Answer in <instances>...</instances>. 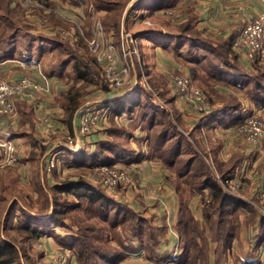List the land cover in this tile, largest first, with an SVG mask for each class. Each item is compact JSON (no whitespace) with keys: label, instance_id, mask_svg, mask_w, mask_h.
I'll use <instances>...</instances> for the list:
<instances>
[{"label":"rangeland","instance_id":"rangeland-1","mask_svg":"<svg viewBox=\"0 0 264 264\" xmlns=\"http://www.w3.org/2000/svg\"><path fill=\"white\" fill-rule=\"evenodd\" d=\"M63 1H66L67 8L62 9L63 7L59 4L57 7L59 13H62L60 10H66L70 13L68 17L75 19L76 24L68 19L60 18L53 11L56 10L55 6L53 8L50 7L52 11L45 14L48 10V4H46L47 10L45 12L35 11V8H32L30 10L32 12L30 14L31 18L24 16L25 13H29L28 10H25V13L17 8L10 9L9 7L8 10H0V15L5 17L8 24L7 28L10 25L9 21L12 20L13 22H19L17 24L20 28H24L22 25L25 26L23 30L27 32L24 34V31L19 27L20 31L8 30L5 40L0 42V61H5V64L10 66L22 63L24 66H33L34 68V63H40L46 73H61L62 76L59 77L61 80L59 92L57 93L56 89H54V93L51 95L52 97L54 95L58 96L55 101L62 108L63 115L62 119L57 116V120L60 119L66 128L62 131H59V129H55V131L46 130V134L41 136L39 140L30 137L26 144L27 148L21 147V145L17 146L15 143L17 146V158H21V161L18 159L21 164L19 168L16 166L18 161L11 165L5 161H0V241L10 242L18 249L20 259L14 264H55L54 258L58 254H63L65 250L59 247L57 249L60 251L58 254H56L58 251L55 253L50 251L48 253L42 246L41 240L49 239L53 244L59 245L57 238H64L61 236H65L66 233L70 237H75V235L79 237L81 235V238L85 239L88 244L90 243L97 251L107 253L110 249L117 248L122 251L125 250L128 254L131 253L129 246L132 247L134 243L138 244L139 242V238H137L139 237L137 235L139 229L144 237H150L151 235L159 237L162 231L159 232L160 230L152 225V215L148 214L149 208L143 205L146 196L141 195L143 194L142 189L137 183V178L140 175L152 176L151 173L148 175L143 169H140L141 164L136 159L141 156L158 155L160 160L168 162L167 160L173 156V152L178 150L177 147L182 150L190 149L172 158L173 162L166 168L169 172L168 177H171L174 182V179L181 176L177 175L180 161L186 162L192 157L193 161L187 167V169L189 168L188 173L199 174V171H201L205 174L212 173L213 177L216 178L214 167H216V161L218 162L219 154H214L209 150L208 143L206 142L205 144L204 138L199 131V133L195 134L193 130H189L184 126V123H181L183 122L181 113L173 102V98L177 100L178 92L176 93L177 88L170 77V74L185 76L189 81V86L194 89L199 88L198 90L206 94H204L205 98L209 96L208 92H211L212 86L222 88V92H226V90L229 92L230 88L208 78L209 74L203 71L210 70L207 62L209 61L208 57L200 59L201 55L196 53L194 49L186 47L190 46L189 43L182 42L177 49L165 50L169 57L177 60V63L181 65L180 68L168 71V74L165 75L151 71V76L149 74L151 72L148 73L146 71L147 66L144 67L145 55L141 54V43L136 41L137 54L127 55L125 58L121 55L118 57L119 63L127 64L129 68L127 79L126 76L123 79L126 81L124 84L121 83L122 85L118 88L111 85L110 88L104 77V64L97 63L94 53L87 47V41L93 38L92 31L95 30L94 23L92 24V20L89 18V12H95V20L99 22V39L102 47H106L109 44L116 46L117 49L120 47L127 51L129 43L125 34L137 35L144 28H155V25L147 26L144 24L143 19L140 24L138 22L131 23L135 18L134 12L138 10L136 0H97L100 6L108 10L97 8L95 0ZM168 10L170 11V9ZM105 11H107V14ZM161 12L157 11L156 13H160L162 17L154 14L148 16L151 19H155L157 27L172 32L177 26L181 25L171 21L176 20L175 16H170L169 14L163 16ZM78 15L85 16L87 19L86 23L77 25L78 21H80L78 20ZM35 19H37L38 24L34 22ZM17 24L15 25L16 27ZM87 26H90L88 30H86ZM194 28L198 31L196 27ZM3 29H5L4 26L0 25V33ZM163 33L161 32V34ZM201 36L204 37L202 34ZM204 38L207 37L205 36ZM149 56H151V53ZM66 58L68 59L66 60ZM209 58L213 63L217 62L213 56ZM229 58L232 59L231 57ZM63 59L66 60L67 68L56 69L54 65ZM198 59L200 60L199 65L195 64ZM30 62L33 64H30ZM236 62L238 63L237 60H231L233 64ZM74 64H76L75 68H78L81 73L79 71H76V74L72 72ZM6 71L7 74L13 72L10 69H6ZM68 72L70 74H67ZM141 73L145 77L146 84L143 85H146V88L141 84ZM80 74L84 76L81 78ZM24 76L30 78L28 75ZM75 76L79 79H76ZM194 76H196L195 79H193ZM232 79H241L239 73ZM241 80L243 81V79ZM1 81H5V77L2 74H0ZM65 95L70 96L71 102L77 103L78 107L76 106L74 115L77 113L80 127L85 109L92 106L96 108L89 119L87 130L81 134L77 125V138L71 131H68V124L64 121L66 114L67 119L69 118L68 113H65L62 107ZM71 102L67 101L66 105L70 106ZM33 104L36 105V103ZM183 104L186 105V102L184 101ZM14 107L17 110L15 105ZM253 109L258 108L253 107ZM114 110L117 111L114 112ZM16 112L18 113V110ZM255 112V110H252L251 114ZM112 114H115V119ZM251 114L246 112L244 114L246 116L245 119L249 118ZM206 115H208V112L204 116ZM0 118L5 120L2 121L8 127L9 122L18 120L19 114H17V119L14 121H10L6 115L0 116ZM167 120H170V122ZM172 122L175 127L172 129L167 128ZM29 125L33 129L34 125L31 120L30 124H26L27 127ZM23 127L26 128L25 126ZM104 127L108 128L107 130L109 131L113 128L114 134L117 132L120 134L119 137H108L109 141L106 143L108 144L106 147H117L120 150L127 151L130 156H124L123 152H118L116 157H120L122 160L124 158L132 159L130 164L133 167L124 162L112 164L108 162L104 165L90 167H76L74 165L91 162L88 160L89 157H86L87 154L83 155L89 143L86 144V141H88L89 136L98 134ZM220 127L216 126V124L214 126L215 129ZM236 128L233 127L232 129ZM173 129L180 132L183 137L179 146L174 144L178 135L171 137L174 134ZM136 130L143 136L140 144L143 146L147 142V151L141 149L136 151L130 145V140L134 139L133 132ZM161 131H163L164 136L167 137L170 134L171 136L164 137L165 140L162 142V139H160ZM123 132H130L131 136L133 134L132 138L129 140L128 134L124 135ZM50 133L51 136L49 137ZM188 133L189 135H187ZM146 135L150 137L149 140H147ZM170 137L171 139L169 140ZM69 138L72 139V144L71 142L68 143ZM6 139L12 140L10 137ZM79 140L82 141V145ZM200 142L205 145L204 148ZM185 143L188 144V147ZM99 144L100 141L94 143L92 151L95 152L91 157L93 158L92 160L100 163L101 156L106 154V150H102L100 153L101 149L99 148L101 145ZM51 145L64 147V150H60L57 160L53 161L54 166L52 168L49 167L46 161L51 156L52 149V147L47 148L46 146ZM77 147L78 149L74 151ZM256 147H251V149ZM221 152H223L222 149ZM137 163L140 165H137ZM23 164H27L28 169ZM250 168L254 169L255 166ZM113 172L119 175L116 185L108 186L104 184L105 179ZM133 176L136 177L135 181ZM188 176H181L180 180ZM64 183L80 185V190L77 193L79 196L71 193H59L56 189H52V187ZM192 187L187 185L181 188L184 193H187L190 192ZM247 187H254L253 184H250V180L242 182V190L235 193L242 194ZM134 189L137 190L135 193H133ZM88 190H92V195L99 197L96 200L97 203L93 204L90 202L91 200L88 201L86 197ZM204 191L206 192L207 190L204 189ZM150 193L151 191H148L146 194ZM205 200L207 202L208 197ZM132 202H135L137 206H132ZM192 203L201 207L197 198H193ZM56 212L60 213L53 218ZM98 213L105 214L108 218L103 220ZM9 224H11V227H8ZM26 225L29 228H26ZM37 228L46 232H43V235L37 239L30 238V236L34 237L30 230ZM49 234L53 235V237H50ZM136 235L137 237H135ZM207 236L208 243L211 244L215 243L214 240L217 241V238L219 239L217 241L220 242L219 244L223 241V236L218 237L211 233L207 234ZM69 254L72 255V252L68 251L66 258H68ZM88 260L92 261L93 259L91 257ZM98 261L102 262V259L98 257Z\"/></svg>","mask_w":264,"mask_h":264},{"label":"crops","instance_id":"crops-1","mask_svg":"<svg viewBox=\"0 0 264 264\" xmlns=\"http://www.w3.org/2000/svg\"><path fill=\"white\" fill-rule=\"evenodd\" d=\"M59 4H61V7H63L62 9L67 8L66 1L48 0V10L45 12V14L52 11L50 7L53 8L55 6L56 10L53 11L60 18L68 19L76 24L77 22H75V19L68 17V14L70 13L66 10L60 11L67 15L59 13L57 8ZM10 7L12 9L17 8L21 11L23 8L20 0H12ZM168 9L178 16L176 19L178 20V24L184 23L188 18L187 13L191 12L194 25L198 31L204 37L206 36L208 40H211L214 44H223L228 42L230 37L234 36L235 38L241 28L257 14H264V0H174L173 6ZM156 12L157 11L153 13L155 16H161L160 13ZM145 19H150L154 23L155 28H144V30H147L143 31L144 33L138 35L135 37V39L137 43H141L140 50L141 54L143 53L145 55L144 67L147 66L146 71L148 73L151 71H156L159 74L165 75L168 71H173L180 68L181 65L177 63V60H173L165 52L167 47L164 48L162 40L163 36L161 35V32L164 29L157 27L155 19H151V17L148 16H146ZM78 20L77 21L79 23L77 25H82L86 23L85 21H87L85 16H79ZM89 27L90 26H87L86 30H88ZM197 49L198 50L196 51L199 52L200 49ZM150 53L151 56H149ZM236 58L237 60H240L237 56ZM34 65L35 68L33 66L28 67L21 64L10 66L6 65L5 61H0V74L5 77V80L16 79L21 75H28L31 80L40 84H42L43 76L49 80L50 84L59 85L61 81L59 76L48 75L40 66V63H34ZM241 65L248 72H251L253 69L252 66H250V64L246 61H243ZM6 69H10L13 72H9L7 74ZM183 70L186 71L185 69ZM149 74L152 76V72ZM215 89L221 94H228L230 92L227 90L226 92H222V88L220 87H216ZM56 92H59V88L56 89ZM53 93L54 92L51 91L50 94L41 97H38L37 94L33 93L35 98L31 96V94H25L24 96H17L13 98V103L18 110L17 114H19V118L15 122H9L10 126L8 125V127L6 126L5 122L2 121L4 119L0 118V139H6L10 137L17 144V146L21 145V147L23 146L27 148L26 144L30 140V137H34L35 139L39 140L41 136L46 134V130L55 131V129H59V131H62L66 129L60 120L62 119L63 115L62 108L60 107L59 103L55 101V98L58 96L54 95L52 97L51 94ZM239 99L242 105V115L254 107L252 103L245 98L239 96ZM177 100L173 98V102L177 106L183 119V122L181 123H184V126L189 130H193L195 134L200 132L202 134L201 136L204 138L203 140L205 144L207 142L210 146L217 142L218 149L216 153L219 154L218 162H228L235 152L243 154V158L241 159L239 165L235 167L231 178L235 175L237 170L241 169L245 164H250V167L255 166V168L252 170V172H247V178L244 181L250 180V184L252 185L259 179L254 188L247 187L245 191L242 192V194L229 193L251 206L256 217L255 222L253 224L244 225L241 228L238 238L232 241L231 248L225 253H219V251L216 249V243H208L207 259L206 262L202 264H261L262 258H260V255L264 253V235H261L260 223L264 217H260L258 215L257 210L254 209L249 200H257L259 192L261 193L264 191V140L260 145L261 148L256 147L255 149H250L245 144L242 136L237 134L235 129H232L233 126H221L218 129L213 127L211 130H209L210 132H207L209 128L205 120L207 116H204L205 114L192 113V111L189 110L187 106L184 105L180 100L178 93ZM33 103H36V105ZM42 107H44V109H42ZM22 108H27L30 111V114L21 115V111L19 113V109L21 110ZM75 114L76 115H73L68 131H71V133L75 135V138H77L76 128L78 125V115L77 113ZM57 116L60 118L59 120H57ZM27 119L33 122V129L30 125L27 127L26 123H24ZM197 126L199 127L197 128ZM195 127L197 128L196 131H194ZM107 129L104 127V129H102V131L98 134L89 136L88 141H86V144L89 142L85 151V154H87L86 157L92 155L93 146L96 141L103 142L106 140ZM133 134L134 139L130 140V145L136 151H138L137 149L145 150L146 142L143 144V146L140 144L141 137L143 136L140 135L139 131L137 132V130L134 131ZM50 136L51 133L49 134V137ZM79 142L81 145L83 144L82 141L79 140ZM200 143L204 148L205 145L202 142ZM53 146L54 145L46 147L51 148ZM221 149L223 152H221ZM55 150L56 153L59 154L60 150H64V147H57ZM18 159L21 161V158ZM19 161L16 163L18 168L21 166ZM138 162L141 164L140 165L137 163V165H140V169H143L146 173H148V175L150 173L152 174V176L150 175L147 177L140 175L137 178V183H139V187L142 189L143 193L141 195L146 196L143 205L149 208L148 214L152 215V225L154 228L162 230L163 233H161L157 243H155L153 246L152 253H148V247L143 246V249L141 246L139 247L138 244H135L137 246V250L125 255L121 261L117 262V264H184L183 262L185 261V255L180 250L179 235L175 230L178 213V199L172 178L168 177V170L165 167L163 168L155 161L142 159ZM127 165L132 166L130 163ZM23 166L28 169L27 164H23ZM135 178L136 177H134V181ZM135 191L137 190L134 189L133 193H135ZM148 191H151V193L146 194ZM199 197L200 196L196 194L192 198H197L198 201ZM131 205H134V207L137 206L135 202H132ZM190 208L193 218L197 221L199 227L203 228L204 222L202 221L200 207L197 206V204L192 203L191 200ZM41 243L48 253H50V251L55 253L58 251L57 249L59 247L60 249L63 248L59 245L53 244L49 239L41 240ZM63 249L65 250L64 264H75L74 255L69 254L68 258H66V253L69 250L65 248Z\"/></svg>","mask_w":264,"mask_h":264},{"label":"trees","instance_id":"trees-1","mask_svg":"<svg viewBox=\"0 0 264 264\" xmlns=\"http://www.w3.org/2000/svg\"><path fill=\"white\" fill-rule=\"evenodd\" d=\"M11 2L12 0H0V10L2 11L8 10V7L12 9L10 7ZM95 2L97 8H100L102 10H108L107 8L100 6L97 3L98 2L97 0H95ZM136 4L138 10L137 12H134L135 18L131 21L132 24H134L135 22H138L140 24L141 21L145 20L144 18H146V16H151L155 11H162L161 13H163V16H166L165 12L168 10V8H171V6H173L174 0H136ZM105 12L107 14V11ZM187 14H188L187 20L181 25L177 26L172 32H169L170 30H165V29L162 31L164 32L163 34H165V35L161 34L163 36L162 40H163L164 48L167 47L166 49L168 50H170L171 48L177 49V47L180 46V43L182 42L189 43L190 46H186V47L188 48L190 47L189 49H194L196 53L201 55L200 59L204 57H208L209 61L207 62L210 70L209 71L203 70L209 74V76L207 77L211 78L213 81L220 82L225 87L231 89L228 94H221L215 89V86H212L211 92H208L209 96H206V102L208 104L207 112L209 114L206 115L207 117L205 119L206 124L209 126L207 132H210L209 130H211L215 126V124L216 126L238 127L245 121L246 118V116L242 115L241 113L242 105L239 96L251 102L254 108H258V109L264 108V66H263L264 63L248 62L253 69L251 72L246 71V69L241 65L243 61L237 60L236 52L234 50H231L230 48L234 40V36L230 37L228 42L226 43L214 44L211 40H208V38L202 37L199 31L195 30L192 14L191 12H188ZM36 20L37 19H35L34 22H37L36 24H38V21ZM173 22L177 23L178 20H174ZM17 23L19 22H13L12 20H10L9 21L10 25L7 28L8 24L5 20V17L0 15V25H3L5 28L0 33V42L5 40V36H7L8 30L20 31V29L23 30L25 28V26L23 25L22 27L24 28H20ZM16 24L17 27L15 26ZM23 31L24 34L27 33L26 30ZM143 31L139 32L137 35H133L134 38L144 33ZM17 35L20 36L19 33H17ZM197 48L200 49L199 52L196 51L198 50ZM210 56H213L217 62L213 63L209 58ZM229 57L234 59V61L237 60L238 63L237 62L235 64L231 63L232 59H230ZM67 59L68 58H66V60ZM66 60L63 59L62 61H59V63L54 65V67L56 69L67 68ZM69 60H71V58H69ZM195 64L199 65L200 60L199 59L196 60ZM75 65L76 64L72 66V72L74 74L77 73L76 71H79L78 68H75ZM79 73L81 72L79 71ZM238 73H239V77L243 79V81L241 79H234V80L232 79V77H234ZM47 74L56 75L59 77L62 76L60 72L56 74H51L49 72ZM67 74L70 73L68 72ZM83 76L84 75H81V78ZM75 78L79 79L76 76ZM195 78L196 76L193 77V79ZM65 96L63 99L64 102L62 107L64 109V112L68 113L69 118L67 119V114H66V118L64 121L68 124V128H70L74 112L78 106L77 103L71 102L72 99L70 98V96H66V98ZM67 101L71 102L70 106L66 105ZM20 111H21V115L30 114V111L27 108H22L21 110L19 109V113ZM116 111L117 110H114V112ZM112 115L113 118L115 119V114ZM167 121L170 122V120ZM24 123L30 124V120L27 119L26 122ZM173 127H175V124L172 122L171 124L168 125L167 128L172 129ZM198 127L199 126H197V128ZM197 128L195 127L194 131H196ZM173 130H174V134L172 132L173 135L171 136L170 134L167 137L169 136L173 137L178 135L174 144H177V146H179L180 140L183 137L181 133L178 132L176 129ZM114 132L115 131L113 128H111L110 131L107 130L106 140L100 142L99 144L101 145L99 148L101 149L100 153L102 152V150H106V154L101 156L102 159L100 160V163L92 160L93 158L90 155L88 160H90L91 162L74 164V165L76 167H82V166L90 167V166L104 165L108 162H110L111 164L121 163V162H124L126 164L130 163L132 159L129 160V158H124L122 160L120 157H116V154L118 152H123L124 156H130L127 153V151L120 150L117 147H110V148L106 147L108 145L106 143H108L109 141L108 137L115 138V136L118 137L120 136L118 132L115 134ZM123 133L124 135L128 134L129 140L133 136V134L132 136L130 135L131 134L130 132L129 133L123 132ZM189 133L187 135H189ZM164 137L166 136H164L163 131H161L160 139H162V142L165 140ZM171 137L169 138V140L171 139ZM149 139L150 137H147V140ZM185 145L188 147V144L185 143ZM210 146H209V150L215 154L218 149L217 143L212 144L211 149ZM177 149H178L177 151L173 152V156L172 157L170 156L171 158L167 160L168 162H164L160 160L158 155L141 156L139 159L136 160L140 161L142 159H147L159 163L163 168L164 167L168 168V166L173 162L172 159L173 157L180 154L181 152H185V151L187 152L190 150V149L182 150L178 147ZM145 150L146 151L148 150L147 142L145 143ZM94 152L92 153V155L94 154ZM84 154L85 153H83V155ZM109 157H112L113 159ZM242 158H243V154L239 152H235L231 156L230 160L226 163L217 162L216 159L214 158L216 161V167H214L215 174L219 177V179L230 178L233 174L235 167L239 165ZM192 161H193L192 157L189 158V161L186 162L180 161L179 163L180 168L177 170L178 172L177 175H181L182 177L189 175L188 177L183 178L181 180H180V178H182L181 176H178L177 179L173 178L174 179L173 184L175 186L177 199H178V213L175 224V230L179 235L180 250L185 255V261L183 263L202 264L206 262L207 254H208L207 244L209 240L207 234L211 233L218 237L223 236V241L221 244H219L220 242H217L219 241L218 238L217 241L214 240V242L216 243V249L219 251V253H225L227 250L231 248L232 241L238 238V234L241 231V228L244 225L253 224L255 222L256 217L251 206L243 202L242 200L234 197L233 195L226 193L224 191V188L220 184H218L219 183L218 179L213 177L212 173L205 174L201 171H199V174H193V172L188 173L189 168L187 169V167L191 165ZM182 168L183 170L181 171ZM187 185L188 187L191 186L193 187L191 188L190 192L184 193L181 187H186ZM80 187H81L80 185H69L64 183L52 187V189H56V191L59 193H63V194L71 193L79 196V194L77 193L80 190ZM204 189H206L207 191L205 192ZM196 194L200 196L199 203L201 204L200 208L202 213L201 214L202 221L204 222V226H203L204 228L199 227L197 221H195V219L193 218L192 212L189 208L190 201L193 199L191 197H193ZM86 195L88 201L91 200L90 202L93 204L97 203L96 200L99 197L97 195L95 196L92 195V190H88ZM204 196L206 197L205 199H207L208 197L207 202L204 199ZM58 213L60 212H56L53 215V218H55V216L58 215ZM98 214L101 216V218H103V220L108 218L107 215L105 214L102 213H98ZM8 227H11V224H9ZM25 227L29 228L28 225H26ZM260 228H261V235H264V219L261 220ZM37 229L30 230L31 234L34 236V237L30 236V238L37 239L41 235H43V232H46L45 230H40V229L37 230ZM161 231L162 230H160L159 232ZM137 235L139 237H137ZM137 235L135 237L139 238V242H138L139 247L140 246L141 248H143V246L148 247L147 248L148 253L149 252L152 253L153 246L155 245V243H157L159 237H156L154 235H151L150 237L149 236L144 237L141 234L140 229L138 230ZM49 236L53 237V235L51 234H49ZM65 236H61L64 238H57V242L61 247L72 252V254L75 256L76 264H117V262L121 261V259H123V257L128 254V252H125V250L122 251L117 248L112 250L110 249V251H107V253L97 251L90 243L88 244L85 241V239L81 238V235L79 237H77L76 235L75 237H70V235L66 233ZM146 238L150 240H147ZM134 245L132 247L128 245L130 252L137 250V246ZM91 257L93 260L89 261L88 259ZM98 257L102 259V262L98 261ZM19 259L20 257L18 255V249H16L12 243L6 242L4 240L0 241V264H14Z\"/></svg>","mask_w":264,"mask_h":264},{"label":"built area","instance_id":"built-area-1","mask_svg":"<svg viewBox=\"0 0 264 264\" xmlns=\"http://www.w3.org/2000/svg\"><path fill=\"white\" fill-rule=\"evenodd\" d=\"M22 4V11L28 10L29 13H25L27 18H31V9L35 8V11L45 12L47 10L48 0H20ZM34 11V12H35ZM166 16L169 14L173 15L177 19L178 16L175 13L167 10L165 12ZM95 12H89V18L94 23L95 30L92 31L94 35L90 41H87V47L94 54L97 63L104 64V77L109 84V87H120L126 80L124 77L128 76L129 68L127 64L119 63V56L121 55L125 58L130 54H137L136 50V39L133 35L125 34L128 37V50L125 51L123 48L119 49L116 46L106 45L102 47L99 34L100 25L99 22L95 20ZM174 21V20H171ZM144 24L147 26H153L154 23L145 19ZM232 50L236 52L237 57L246 62H261L264 63V14H257L253 19L249 20L238 32L237 36L234 38L231 44ZM23 65L22 63H20ZM30 64H33L30 62ZM168 74V72L166 73ZM141 84L146 88V81L143 73ZM173 83L177 88L178 95L182 102H186V106L193 113L205 114L208 110L206 98L204 94L198 90L189 86V81L185 76L170 74ZM111 85V86H110ZM59 88L58 84H50L49 80L42 76V84L37 83L30 78L21 75L16 79H9L0 82V116H8L10 121L17 119V112L14 107L13 98L17 96H24L25 94H37L38 97L46 96L50 94L54 89ZM116 88V89H117ZM34 93V94H33ZM35 98V97H34ZM95 106L87 107L84 111V115L81 118V127L78 123L79 132L82 134L88 129L89 119L93 115ZM252 110L256 112L251 114ZM248 112L251 114L249 118L239 125L235 130L236 133L241 135L245 144L251 149V147H260L262 141L264 140V109H249ZM96 113V112H95ZM73 143L72 139L69 138L68 143ZM16 144L13 140L3 139L0 140V161H5L7 164L11 165L18 161ZM52 147L51 156L47 158V164L52 168L53 161L57 160V154L55 148ZM74 149V151H76ZM250 164H245L241 169L237 170L235 175L227 179H218L219 184L224 188V191L228 193H235L241 189V183L247 178V172H252L253 168H250ZM119 175L115 172L111 173L107 179H105L104 184L108 186H115ZM259 180V179H258ZM253 183L254 187L256 183ZM253 187V188H254ZM253 205L254 209L257 210L258 215L264 217V191L259 192L257 200H249ZM58 251L56 254H58ZM264 254V253H263ZM260 255L262 258L261 264H264V256ZM56 259H58L56 261ZM55 264H64L65 262V252L63 254H58L54 258Z\"/></svg>","mask_w":264,"mask_h":264}]
</instances>
